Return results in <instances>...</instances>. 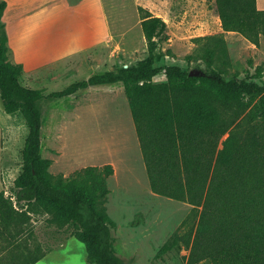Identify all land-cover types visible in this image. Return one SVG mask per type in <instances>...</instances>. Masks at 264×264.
Instances as JSON below:
<instances>
[{"label":"trees","instance_id":"obj_1","mask_svg":"<svg viewBox=\"0 0 264 264\" xmlns=\"http://www.w3.org/2000/svg\"><path fill=\"white\" fill-rule=\"evenodd\" d=\"M223 33L234 32L257 46L264 38V10L255 0H214ZM0 0V99L3 111L23 112L27 133L21 169L15 180L16 202L37 203L59 226L75 228L91 264H124L113 249L114 222L106 210L111 164L86 166L67 177L49 172L52 160L41 155L42 112L38 102L61 99L99 85L121 83L138 138L152 193L200 208L192 238L191 263L264 264V77L256 68L239 79L215 57H226L222 37L198 75L169 65L155 67L162 55L158 39L167 25L137 7L147 56L134 65L114 66L86 80L45 94L23 86V66L9 60L8 38ZM190 59V57H188ZM163 74L165 81L153 79ZM227 134L221 142V137ZM29 218L0 192V236L14 239ZM15 229L13 233L9 228ZM190 234L175 235L158 255ZM43 256L31 259L35 264Z\"/></svg>","mask_w":264,"mask_h":264},{"label":"rangeland","instance_id":"obj_2","mask_svg":"<svg viewBox=\"0 0 264 264\" xmlns=\"http://www.w3.org/2000/svg\"><path fill=\"white\" fill-rule=\"evenodd\" d=\"M104 2L109 25L103 43L59 60L41 61L37 67L32 60L25 65L20 63L23 86L48 94L114 66L134 65L146 58L137 7L144 8L147 3L156 5L155 10L164 14L167 25L168 39H158L162 55L155 67L174 65L200 74L215 46L211 37L220 35L226 57H215L214 65L224 64L222 68L239 79L261 68L264 77V38L260 37L255 46L238 33H223L214 0ZM8 57L13 63H19L15 59L23 62L28 58L22 54L17 58L11 53ZM153 81L163 82L165 77L161 73ZM118 86L121 84L93 86L70 97L38 102L43 117L41 155L52 160L49 172L67 177L86 166H113L105 206L114 222L113 249L124 264H212L208 260L190 262L200 208L151 192L147 175L141 170L144 164L128 102ZM26 133L25 114H6L0 99V192L29 218L14 239L0 236V264H27L40 255L43 257L35 264H91L84 244L74 237L75 228L54 223L37 203L16 202L15 180L21 169L20 151ZM226 137L227 134L221 137L219 149ZM14 230L9 228L11 233ZM189 234L188 243L180 239L171 250L158 255L160 247L173 236L186 239Z\"/></svg>","mask_w":264,"mask_h":264},{"label":"crops","instance_id":"obj_3","mask_svg":"<svg viewBox=\"0 0 264 264\" xmlns=\"http://www.w3.org/2000/svg\"><path fill=\"white\" fill-rule=\"evenodd\" d=\"M4 1L7 6L2 21L7 33L9 51L17 58L20 54L26 55V61L15 59L24 65L32 60L37 67L41 61L59 60L64 56L95 47L105 40L109 20L104 0H78L75 3L69 0ZM155 1L163 3L166 0ZM255 1L256 8L264 10V0ZM168 6L175 11L172 5ZM144 8L165 21L164 14L155 10L154 3H147ZM42 10H46V14L42 13ZM42 16L44 18L41 21ZM219 29L222 31L221 27ZM119 90L123 92L122 84ZM136 139L138 141L137 135ZM139 151L141 153V150ZM140 157L142 158V154ZM141 170L146 173L144 165Z\"/></svg>","mask_w":264,"mask_h":264},{"label":"water","instance_id":"obj_4","mask_svg":"<svg viewBox=\"0 0 264 264\" xmlns=\"http://www.w3.org/2000/svg\"><path fill=\"white\" fill-rule=\"evenodd\" d=\"M190 75H198V74H192V73H189Z\"/></svg>","mask_w":264,"mask_h":264}]
</instances>
